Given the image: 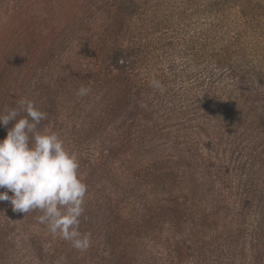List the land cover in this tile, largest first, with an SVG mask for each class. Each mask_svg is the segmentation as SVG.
I'll list each match as a JSON object with an SVG mask.
<instances>
[{"label":"rangeland","instance_id":"obj_1","mask_svg":"<svg viewBox=\"0 0 264 264\" xmlns=\"http://www.w3.org/2000/svg\"><path fill=\"white\" fill-rule=\"evenodd\" d=\"M124 1L81 8L99 44L146 43L132 73L146 107L132 153L118 129L66 119L80 82L34 64L47 48L59 53V0H0V77L11 56L32 52L25 93L46 113L38 127L78 155L79 231L91 235L79 251L0 201V225L13 224L0 264H264V0Z\"/></svg>","mask_w":264,"mask_h":264},{"label":"trees","instance_id":"obj_2","mask_svg":"<svg viewBox=\"0 0 264 264\" xmlns=\"http://www.w3.org/2000/svg\"><path fill=\"white\" fill-rule=\"evenodd\" d=\"M120 3H122V0H59V17L57 16L59 20V40L57 44L59 53L54 48H47L46 51L39 54L34 64L39 66L40 69L47 64L59 65L57 70L59 71L60 80H78L80 87L84 86L90 89L87 95L78 96L75 106H72L76 103L73 102L66 109L65 118L69 119L78 113L81 120L78 126L87 132H99L105 128L110 131L108 135L110 133L115 135V130L118 129L120 131L118 135L121 138L120 141H124L126 145L128 144L129 153L131 149L129 144L134 145V141L130 140L129 132L137 126V123L144 120L146 114L145 104L136 101L142 96V93L141 89L136 87V76L132 73L147 46L145 41V44H137L135 41L138 37L134 41L127 40V43L118 45L99 44L96 39L103 40L105 37L91 33V30L87 29L90 22L83 17L85 12L82 14L83 9L81 8L107 10L115 6L121 8ZM19 20L20 25L18 27L20 29L23 18H19ZM49 31L51 34L54 32ZM20 35L21 33H15V50L19 48L18 39ZM84 35L87 37L83 38ZM28 53L24 57L21 55L22 52L11 56L7 73L1 74L0 111L5 110L6 107H18L22 98L30 99L25 92L33 77V70L38 67L29 62L32 52ZM25 58H27L26 61ZM0 66L2 67V65ZM11 81H14V83L11 84ZM42 82L52 83L53 85L55 83L52 78L47 80L43 78ZM87 106L89 107L86 109V115H84ZM20 115L24 116L26 114L21 112ZM13 125L14 121H11L7 127L0 126V140L6 137L7 130ZM132 152L131 150L130 153ZM148 171L144 173H148ZM9 214L16 216L22 214L25 218L26 216L27 218H39L42 215L39 210H33L25 216L23 213L14 212L13 209ZM21 218L22 216L19 218L20 221ZM35 221H37L36 218ZM10 225L13 224L6 221L0 225V249L2 250L13 246L10 238H7L9 232L13 233L11 231L13 226ZM27 226L28 224L22 221L19 223L18 228L26 231Z\"/></svg>","mask_w":264,"mask_h":264},{"label":"clouds","instance_id":"obj_3","mask_svg":"<svg viewBox=\"0 0 264 264\" xmlns=\"http://www.w3.org/2000/svg\"><path fill=\"white\" fill-rule=\"evenodd\" d=\"M89 91L81 86L77 94L84 96ZM45 118L46 113L27 98L18 107L0 111V126L14 121L0 140V201L10 202L14 212L24 215L39 210V222L53 236L85 251L91 235L79 231L87 185L79 173L78 155L64 146L58 133L38 127Z\"/></svg>","mask_w":264,"mask_h":264}]
</instances>
